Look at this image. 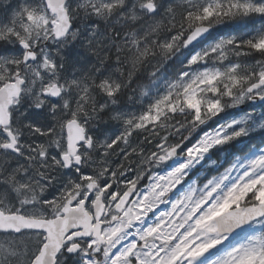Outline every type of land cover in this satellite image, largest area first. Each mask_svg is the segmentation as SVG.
Instances as JSON below:
<instances>
[{"label":"snow or ice","instance_id":"6c2138e0","mask_svg":"<svg viewBox=\"0 0 264 264\" xmlns=\"http://www.w3.org/2000/svg\"><path fill=\"white\" fill-rule=\"evenodd\" d=\"M0 264H264V0H0Z\"/></svg>","mask_w":264,"mask_h":264}]
</instances>
